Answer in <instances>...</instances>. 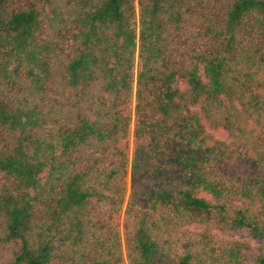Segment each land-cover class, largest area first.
I'll return each mask as SVG.
<instances>
[{"label":"trees","instance_id":"obj_1","mask_svg":"<svg viewBox=\"0 0 264 264\" xmlns=\"http://www.w3.org/2000/svg\"><path fill=\"white\" fill-rule=\"evenodd\" d=\"M138 2L0 0V264H264V0Z\"/></svg>","mask_w":264,"mask_h":264},{"label":"rangeland","instance_id":"obj_2","mask_svg":"<svg viewBox=\"0 0 264 264\" xmlns=\"http://www.w3.org/2000/svg\"><path fill=\"white\" fill-rule=\"evenodd\" d=\"M135 4H136V7H137V19H136V26H139V2L138 0H135ZM135 107L134 105L132 106V110L130 109L129 111H131V113H133V119L135 117ZM134 127V125L132 124V128ZM225 132L224 131H221L219 133V135H222L224 136ZM132 146H133V137L131 136L130 138V153H132ZM214 200V199H213ZM114 221L115 223H119L122 227V224H123V212H121L120 215H116L115 218H114ZM201 226L200 225H197V224H193L190 226V229L192 230H197V229H200ZM235 237L240 239V240H247L248 242L252 243L253 245H258L260 244V240L255 238L254 236H252L248 231L246 230H241V231H237L235 233ZM122 264H130L128 261H125L124 263Z\"/></svg>","mask_w":264,"mask_h":264}]
</instances>
